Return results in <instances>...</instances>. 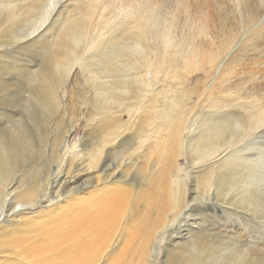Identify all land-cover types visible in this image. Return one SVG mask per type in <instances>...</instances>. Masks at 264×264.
<instances>
[{
	"label": "bare ground",
	"instance_id": "1",
	"mask_svg": "<svg viewBox=\"0 0 264 264\" xmlns=\"http://www.w3.org/2000/svg\"><path fill=\"white\" fill-rule=\"evenodd\" d=\"M204 1L0 0V47L20 50L27 44L40 57L37 69L22 67L27 79L25 89L20 90L27 94L25 112L17 119L10 115L11 124L0 130V198L8 201V212H35L51 195L53 201H68L83 187L93 189L88 200L68 211L67 220L40 234L38 240L7 238L0 230V264H158L164 242L168 244L162 264H226L224 259L212 261V255L223 251L217 236L206 232L196 219L188 225L189 220L198 208L213 216H235L241 197L246 196L250 199L247 204L258 208L264 195L244 186L242 191L233 190L246 171L239 151L217 167L187 174L181 193L177 153L187 155L194 171L229 146L252 141L264 130V91L254 86L243 90V83L236 88L229 84L223 94L233 96L236 89L245 101L253 100L252 108L246 107L247 116L235 112L234 117L230 112V118L212 125L204 138L187 142L191 147L200 145L195 154L183 144L193 135L197 107L187 111L180 103L168 109L159 104L167 102L172 90H157L169 86V81L176 83L175 93L182 94L186 75L208 66L218 69L221 62H216L237 38L234 33L224 34V38L212 36V42H196L208 38L210 28L205 13L208 0ZM161 2L169 5L172 16L163 19L160 15L162 30L155 32L158 43L151 44L155 38L151 12ZM224 7L239 9L240 23L252 33L250 42L262 53L264 0H218L219 11ZM189 12L194 13L191 20L183 23L182 15ZM218 13L222 30L228 31L225 12ZM52 30L56 36L39 42L37 33ZM4 54L0 65L9 55ZM159 57L170 62L154 71L149 59ZM77 67L88 92L93 93L91 99L84 98L91 117L90 140L83 145V168L90 175L80 186L71 187L67 186L69 174H59L66 165H73L65 150L75 126L55 127L57 121L53 120L58 114L65 117L68 106L80 105L76 89L68 87ZM6 70V66L0 68L1 73ZM231 74L226 71L218 78L225 83ZM2 81L0 94L8 93L9 84ZM210 105L212 110L225 112L230 108L216 99ZM243 105L235 110L244 111ZM24 122L33 126L26 129ZM55 128L59 131L52 134ZM169 144L178 150L167 153ZM194 155L200 159H192Z\"/></svg>",
	"mask_w": 264,
	"mask_h": 264
},
{
	"label": "rangeland",
	"instance_id": "2",
	"mask_svg": "<svg viewBox=\"0 0 264 264\" xmlns=\"http://www.w3.org/2000/svg\"><path fill=\"white\" fill-rule=\"evenodd\" d=\"M200 1L202 3L205 2L204 0ZM213 1L215 2L214 7ZM213 1L208 0V9L205 12L208 13L209 16L210 28L208 29V38L204 36L196 42L199 43L201 39V42H212V36L215 37L223 35L224 38V34L230 35L236 33L237 38L228 45V48L225 49L221 58H219L216 62H221V66L218 69L216 66L213 68L208 66L204 71L193 70L189 72L186 75L185 88L181 90L183 91L182 94L178 92L175 93L178 88L175 82L173 83L168 81L167 84L169 86L157 89L158 91H162L164 89L172 90L167 95V99H165L167 102H162L159 105H165L168 109H173L175 105L183 103V106L187 111H191L192 108L197 107L194 118L198 121L190 131V134L193 135L186 137L183 144L185 149L195 154L200 145L191 147L187 144V142L193 141L196 138H204L205 135H203V133H205L212 125L220 123V121L226 122L228 118H230V112L234 117L236 116L235 112L247 116L248 112L246 109L248 108L250 110L252 108L251 103L253 100H248V102L245 101L243 96H240L235 91L236 89H233V96H228L226 93L223 94V92H226L225 90L229 84H232V87L236 88L235 86L239 83H243L241 86L243 90H248L254 86L256 89L262 88L264 91V49L261 53L259 52L258 46L251 44L250 39L252 33L248 32L244 23H240L242 17L238 8V11H232L229 7H224L223 11H219L217 8L218 0ZM237 4L238 3H235V6H237ZM156 9L158 10L151 12V29L154 32V37L157 30H162L160 15L163 19H170L172 16L171 9L165 2H161L158 6H156ZM218 12H225L226 20L229 21L228 31L225 30L224 32V30H222L220 22L221 15ZM193 14L194 13L191 12H189V14H183V23L185 21H190ZM54 36H56V33L52 30L50 34L46 31L39 34L37 33L36 37H41L39 42H49ZM155 43H158L157 37L151 41V44ZM51 46H56L54 41ZM7 47L8 45L5 48L0 47V57L1 54L5 55V52L9 53V55L2 59V63L0 65V68L3 66H6L7 68V72H0V82L3 80L2 82L9 84L7 86L9 89L8 93L0 94V113L2 112L0 114V130L11 124L9 122L10 115H16L15 118H20L21 112H25L24 108L26 107V103L24 98L27 94H24V92L21 93L20 90L23 91L25 89L24 85L27 84V79L24 71H22V67H30L31 70L37 69L40 62V57H38L27 44L23 45L24 50H18L15 47L14 49L9 48L10 51H8ZM56 50H58V48ZM75 50L77 51L78 49ZM169 62L170 59L163 62L160 57L156 59H149L150 66L153 67L152 69L154 71L167 65ZM226 71H229L232 74L228 76L229 80L224 83L222 79L218 78V76L221 73H226ZM68 87H70V89L73 88V90L76 89V98L80 105L74 107L73 109L68 106V112L65 117L60 114L56 115L57 117H54L53 122H57H54L53 124L55 127L61 126L62 128L70 127L72 125L75 126L74 131L70 134L68 147L65 150V157L68 158L69 162L72 161L73 165H66L59 175L66 176L69 174V183L67 186L78 187L83 182L88 180L90 175L87 174L86 169L83 168L85 166V164H83L85 161L83 156V145L90 140V121H88V118L91 117V111L89 107L84 104V98L87 95V97L91 99L93 93L88 92L85 78L80 72L79 67L74 69L70 75ZM11 91L12 93H10ZM226 96L227 98H225ZM206 97H209V99H206ZM9 98L12 99L9 100ZM214 99L226 102L230 105V108H228L229 110L227 112L212 110L210 103H212ZM68 103L69 101L67 104ZM241 105H243L244 111L235 110L237 109V106ZM262 108L264 109V106ZM38 111L41 113L40 109H38ZM11 112L14 114H11ZM3 113L5 115H3ZM35 114L38 117L37 112ZM258 114H254L253 116L257 117ZM207 115H209V117H207ZM27 118L28 117L24 120L27 121ZM218 118L221 119L218 120ZM27 123L28 124L25 123L26 129H28L29 126H33L31 123ZM13 128L14 127H9L8 130ZM58 131V128H55L52 134ZM31 138L35 137L31 134ZM173 149L175 148H172L169 144L167 153ZM236 151L241 152V155L245 160V163H242V165H245L246 171L242 182H239L238 187L233 190L242 191L244 187H249V189L264 195V130L253 138L252 141H247L243 145H232L227 149L220 151L215 157H211L208 161L198 164L194 171L191 169L187 155L183 151L177 153L176 161L179 167L178 179L181 184V193L185 190L184 180L187 174L192 173L194 175L199 170L210 168L211 166L217 167L223 161L231 158ZM191 158L197 160L200 159L199 155H194ZM238 158L239 156L237 153V157L235 159L238 160ZM82 168L83 173L81 174L79 171ZM185 184L189 187V182H185ZM92 193L93 189L89 186L86 188L83 187L81 192H79V195H74V197L68 201L64 198L53 201L51 195L37 207L35 212L18 211L20 213L8 212L6 209V202L8 201L2 197L0 198V230L5 232V237L7 238H11L13 236L20 238L38 237L46 230L54 228L67 220L68 211L81 200H88ZM187 201L189 202V200ZM249 201L250 199L246 196H243L238 200L239 206L236 208L235 216L232 214L229 216V213L225 215L216 213V215L213 216L210 212L204 213L199 211L198 208L195 212L196 216L194 219L189 220L188 225L194 223L193 220L196 219V223L202 226L206 232L211 233L210 235L217 236V239L223 244V251L219 254L212 255V261L216 260L221 262L222 259H224L226 264H264V203L260 207L255 208L247 204ZM237 211L239 213H237ZM201 219H203L205 223H203ZM213 223H215V225L211 228L206 226ZM232 225H235L236 229H234ZM200 234H202V232H197V235ZM183 235H185V231H183ZM182 238L183 237H179L178 240H182ZM38 239L39 237L37 240ZM204 243L206 244L205 240ZM167 244V242L162 244V252L158 258V264L163 263Z\"/></svg>",
	"mask_w": 264,
	"mask_h": 264
}]
</instances>
